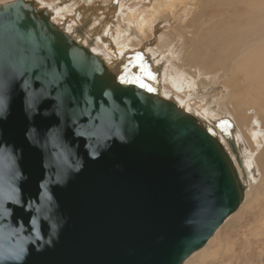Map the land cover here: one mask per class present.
Instances as JSON below:
<instances>
[{"label": "water", "instance_id": "water-1", "mask_svg": "<svg viewBox=\"0 0 264 264\" xmlns=\"http://www.w3.org/2000/svg\"><path fill=\"white\" fill-rule=\"evenodd\" d=\"M245 190L194 113L0 5V264H184Z\"/></svg>", "mask_w": 264, "mask_h": 264}, {"label": "rangeland", "instance_id": "rangeland-1", "mask_svg": "<svg viewBox=\"0 0 264 264\" xmlns=\"http://www.w3.org/2000/svg\"><path fill=\"white\" fill-rule=\"evenodd\" d=\"M12 1L14 0H0V5L10 3ZM31 1H33L34 5L38 9L45 10L46 4H56V8L59 6V9H61L63 12L65 19L60 20L56 15L53 17L54 22L56 23L57 27L61 29V27H59L61 23L72 21L76 31L75 33L73 31V33L75 34V39H77L79 42V40H83L84 35H87L86 30L89 29V26L92 24V22H94L96 12L100 11L105 6L107 7L109 3L114 0H95L92 4L86 3L84 0H77V4L75 3L76 7H86L87 11H93L92 16H90V18H88L86 21L87 24H85L86 22H83V24L81 20L78 22L73 21L75 18V11L74 6H72L70 3L69 4L71 6L68 5V7H66L63 3L60 6L59 0ZM123 1H127L124 5V12L130 8H135V5L142 7L148 3L150 7H153L152 9L156 11L154 14L155 19L149 16V25L156 28L155 32L153 33L157 35L162 34L165 35V37H167L166 35H169L167 38L172 44L162 45L159 43V41L153 42L150 39L148 41L147 39H145V41L141 39L139 42L137 39H139L141 35L139 34L140 36H138V33L134 29L130 30L129 27V35H131L127 38L125 37V39H129L132 43H134L133 45H135L137 42L136 45L140 44L139 47H141L138 53L135 54L136 59H129L127 61L123 60V63L116 67L119 69L118 72L117 70L113 72V68L109 69H111V71L115 74L117 72L118 75H120L118 78L122 81L143 82L148 86V88L151 87L150 89H152L154 92H157L159 95L161 93L163 98L173 100L183 110L194 113V115L197 117L198 115L199 117H202L200 118L202 122L215 133L224 149L226 148L225 153L235 166L238 177L241 179L245 189L247 190L251 188L250 176L253 177V181L254 179L256 180L255 185L252 187L250 196L246 198L247 201L245 199L242 200L239 208L233 213L234 215L232 214V216L221 225V228H219L217 233L214 234L211 241H208L209 243L206 245V247L199 250V252L194 255L192 259L188 260L186 264H264V177H262L264 174V142H262L260 137H255L254 144L251 138L252 132L248 130L250 126L251 128H254L252 116H259L258 118L261 119L260 121H263L262 126L264 127V91H261V95H258L257 91L252 90L253 88L249 85L247 78H245L244 81L245 76L242 77L240 73V80L233 76V71L238 69L239 64L235 69H232V65L225 64L222 71H219V73L215 72L214 67V62L217 64L219 61H224L226 58H228L229 64L233 61V58L237 52V48L232 49L231 53L229 56L227 55L226 58L224 57V54L229 52V46L238 45L239 38L241 39L243 45H260L256 49L253 48L251 53L259 54L264 51V0H246L245 2L248 4V7L246 8L247 12L243 18L240 16L241 13L244 12L243 8L239 10L233 9L232 11L225 13L224 17L216 16L215 18H209V16H212V13L211 11H207V15L209 16H202L200 18L197 16V14L199 11H202L201 7L204 5L205 0H193V2L188 0L187 4L184 6L181 5L180 1L178 4H176L174 2L175 0H170L174 3L175 7V10L172 11L167 9V7H164L165 3L162 2V0H152L154 2L152 4L150 0ZM235 6L237 5L233 4V8ZM231 15H237L239 17L236 19L231 17ZM183 16H186L185 20L182 19ZM195 16L198 17L199 20H197ZM222 19H226V22L221 23ZM230 20L232 21V26L227 29L230 26ZM114 22L115 23L113 26H115L117 22L120 23V18L118 17V19L114 20ZM215 23L216 29L211 32ZM161 26L163 31L160 30ZM229 31H231V33L236 36L232 39H226L227 32ZM215 34H217L218 37V39L213 42L217 45H212V50L215 52V60L213 62L210 61L214 68H212L210 71H207L203 67H200V69L203 70L201 71L199 68H195L196 66L193 68L189 67V69L193 72L192 75L186 71V68H183V66H187L185 62L189 59L194 60L195 58H199V60H202L204 63H206V60L203 59L204 57H198L199 55L194 53V50L196 46L199 47L198 43H200V37L204 36L201 38V40L205 39L209 41L211 40V36ZM218 34H221L222 39ZM175 40L177 42H174ZM89 42L90 43L87 46L90 50L93 45H97V41H93L92 39ZM147 42L150 44H147ZM152 45L155 48L151 47ZM156 45H161L163 49L161 46L157 47ZM200 47H202V45H200ZM147 49L149 50V53H147ZM141 52H145L146 54ZM128 56L132 57L134 55L130 54ZM203 56H205V53ZM172 63H175L178 68ZM155 64L156 66H154ZM163 65L166 68H168V65L171 66L174 73H182L184 78L190 80V82L187 80L189 85L188 83H185L186 87L184 89L186 91L183 89L185 92L183 91L181 94L178 93L181 96H176L178 94H175L176 92L173 88L171 89L169 86H165L163 84L162 80L164 79V73L162 70H160V66L162 68ZM149 66L150 68H148ZM196 70L200 71L195 74L194 71ZM212 70L213 72H211ZM208 73L210 74L208 75ZM148 79L152 80V82L154 81L155 84L151 85L147 81ZM165 79L168 78L166 77ZM233 79L237 80L233 81ZM158 82L159 85L156 84ZM161 89L162 91H160ZM249 92L250 95L245 97ZM175 97L178 99L176 100ZM183 97L185 99H183ZM257 99L261 100L258 102ZM260 104H262L263 110L258 111L256 108L258 106L261 107ZM245 110H248V112ZM240 112L242 115L244 114V116H246L244 119L240 116ZM242 120H246V124L251 122V124L249 123V126L246 124L244 126L243 124L244 129L247 130V135L251 139L250 142L245 136H243V126H241ZM226 135L231 138L235 150L231 147ZM257 157L258 159L260 158V162L255 163L253 159ZM247 158L251 161L247 162ZM252 170H254L257 174L253 175L249 173V171ZM261 172H263V174ZM240 174H242V176Z\"/></svg>", "mask_w": 264, "mask_h": 264}, {"label": "bare ground", "instance_id": "bare-ground-1", "mask_svg": "<svg viewBox=\"0 0 264 264\" xmlns=\"http://www.w3.org/2000/svg\"><path fill=\"white\" fill-rule=\"evenodd\" d=\"M40 1V0H39ZM86 3H89V4H92L95 0H84ZM141 1V0H140ZM151 1V4L154 3L152 0ZM180 1L181 5L184 6L187 4L188 0H175L174 2L176 4H178ZM193 2V0H191ZM246 0H205L204 1V5L201 7L202 11L198 12L197 16H199L200 18L202 16H209L207 15V11H211V15L212 16H209V18H215L216 16H219V17H224V14L227 13V12H230L232 11L233 9L235 10H239L241 8L244 9V12L241 13L240 16H242L241 18L245 17V14H246V8L248 7V4L245 2ZM48 2V1H47ZM77 2V0H59V5L61 6V4H65L66 7H68V5L72 4V6H74V11H75V18H74V22H78V21H82L83 22H86L88 18H90V16H92L93 14V11H87V8H83V7H76L75 6V3ZM127 1H123V0H114V1H111L109 3V5L106 7H101L102 9L98 12H96V9H95V17H94V22H92V24L89 26V29H87V35H84L83 37V40L81 39V41L79 40V42L81 43V45H84L85 47L87 45H89V41L92 39L93 41H97V45H93L92 48H91V51L94 52L95 54H97L101 59L102 61L105 62L106 66L109 68H113L114 70H112L113 72L119 69H117L116 67H118V65L122 64L123 63V60H129V59H136L135 58V54L138 53V51L140 50L141 47H139L140 44H137L135 43V45H133L134 43H132L129 39H125V37H129V31L131 29H134L137 33H138V36L139 39H137L138 41L143 39L145 41V39H147V41L150 39L152 40L153 42L155 41H159V43H161L162 45H169V44H172L169 39L167 37H169V35H166L167 37H165V35H157L153 32H155V27H152L151 25H149V16L153 17L155 19V12L152 8L153 7H150V5H148V3L145 5V6H142L140 7L139 5H135L136 7L133 9L130 8L129 10L127 11H123V9H125L124 5ZM162 2L165 3L164 7H167V9L169 10H175V7H174V3L171 2L170 0H162ZM42 3V2H41ZM46 3V2H45ZM70 3V4H69ZM145 3V2H144ZM156 3V2H155ZM77 4V3H76ZM81 4V3H80ZM101 4V3H100ZM161 4V3H160ZM233 4L237 5L233 8ZM56 5V4H55ZM55 5H49V4H46L45 6V10L49 13V15L51 16V21L56 25V23L54 22V19L53 17H55L56 15L58 16V18L60 20H63L65 19L64 15H63V12L61 11V9H59V6L56 8ZM71 6V5H70ZM84 6V5H83ZM63 7V6H62ZM124 7V8H123ZM97 8V7H96ZM90 9V8H89ZM92 9V8H91ZM64 10V8H63ZM69 10V9H68ZM153 10V11H152ZM65 11V10H64ZM68 12V11H67ZM71 12V11H70ZM73 13V12H72ZM159 13V12H157ZM156 13V14H157ZM161 13V12H160ZM182 13V12H181ZM69 14V13H68ZM239 14V13H238ZM175 15V14H174ZM180 15V14H179ZM187 15V14H186ZM195 15V14H194ZM222 15V16H220ZM68 16V15H67ZM193 16V15H191ZM118 17L120 18V23H116L115 26H113V24L115 23L114 20H117ZM167 17V16H166ZM165 17V18H166ZM231 17H234V18H238L239 16L235 15H231ZM163 18V17H162ZM195 18L197 20H199L198 17L195 16ZM194 18V19H195ZM182 19H186V16H183ZM69 20V19H68ZM77 20V21H75ZM166 20V19H165ZM172 20V19H171ZM183 20V21H184ZM226 19H222L221 23H225ZM65 21V20H64ZM159 21V20H158ZM169 22V21H167ZM231 23L230 26L227 28L229 29L231 26H232V21L230 20ZM60 23V22H59ZM165 23V22H164ZM84 24V23H83ZM87 24V22L85 23ZM121 24V25H120ZM163 24V23H161ZM160 24V25H161ZM179 24V23H178ZM81 25V24H80ZM155 25V24H154ZM171 26V25H170ZM194 26V25H193ZM228 26V25H226ZM59 27H61V30L64 31L65 33L69 34L70 36H72L73 38H75V29H74V26H73V22H69V21H66L65 23H61L59 25ZM115 27V28H114ZM129 27H130V30H129ZM166 27V25H165ZM169 27V26H168ZM190 27V25H189ZM114 28V29H113ZM191 28V27H190ZM113 29V30H112ZM216 29V23L213 27V29L211 30V32H213L214 30ZM160 30L163 31L162 29V26L160 28ZM74 31V33H73ZM133 31V30H132ZM157 32V31H156ZM140 34V35H139ZM147 34H148V37H147ZM74 35V36H73ZM137 35V34H136ZM185 35V34H184ZM187 35V34H186ZM208 35V34H207ZM219 37L222 39V36L221 34H218ZM81 36V35H80ZM133 36V35H132ZM131 36V37H132ZM236 35L232 34L231 31L227 32V35H226V39H232L234 38ZM187 37V36H186ZM204 37V36H202ZM200 37V40L198 43L199 44V47L200 45H202V47H198L196 46L195 50H194V53H196L197 55H199L198 57H204L203 59L206 60V63H204L202 60H199V58H195L194 60H191L189 59L188 61L185 62V64L187 65L186 67L183 66V68H186V71H188L189 73H191L193 75V72L189 69L190 68H199L200 67H203L205 70L207 71H210L212 68L215 67V72L219 73V71H222L223 69V66L225 64L227 65H232V69H235L237 68V65L239 64V67L236 71H233V76H235V78L239 79V76H240V73H241V76L244 77V81H245V78H247V81L249 83V85L253 88L252 90H255L258 92V95H261V91H264V51L262 53H251L253 48H258L260 45H253V44H249V45H243V43L241 42V39L239 38V42H238V45L237 46H229L228 47V51L229 52H226L224 54V57L226 58L227 55L229 56V54L231 53V50L234 49V48H237V52H236V55L234 56L233 58V61L229 64L228 63V58H226L224 61L221 60L219 61L217 64H215L214 62V67L212 66V63L210 61H214L215 60V52L212 50V45H217L216 43H213L215 40L218 39L217 37V34L215 35H212L211 36V40L207 41L205 39L201 40ZM207 37V36H206ZM161 38V39H160ZM166 38V39H165ZM179 38V37H178ZM182 38V36H181ZM189 38V36H188ZM176 39V37H175ZM77 40V39H76ZM171 40V39H170ZM78 41V40H77ZM140 42V41H139ZM170 42V43H169ZM174 42H177L176 40ZM173 42V43H174ZM180 42V41H178ZM144 43V42H143ZM149 42H147L148 44ZM142 44V43H141ZM150 44V43H149ZM158 44V43H157ZM175 44V43H174ZM197 44V43H196ZM197 44V45H198ZM155 45V44H153ZM151 46V47H154V46ZM157 46V45H156ZM161 46V45H160ZM159 45L157 47H160ZM144 47V46H143ZM156 47V48H157ZM198 47V48H197ZM155 48V47H154ZM161 48L163 49V47L161 46ZM143 49V48H142ZM153 49V48H152ZM159 49V48H158ZM147 53H149V50L147 49ZM146 52V51H145ZM145 52H141V53H145ZM193 52V51H192ZM205 53V56H203V54ZM130 54H133L134 56L130 57L128 55ZM146 54V53H145ZM144 54V55H145ZM139 55V54H138ZM250 55V56H248ZM114 57V58H113ZM185 59H188V58H185ZM159 63V62H158ZM174 64V66H176L175 63H172ZM117 65V66H116ZM156 66V64L154 65ZM158 66V65H157ZM173 67V66H172ZM178 68V66H176ZM150 68V66L148 67ZM147 68V69H148ZM158 68V67H157ZM111 70V69H110ZM141 70V69H140ZM139 70V71H140ZM160 70L163 71L164 73V79L162 80L163 81V84L165 86H169L171 89L173 88L175 90V94H178V93H182L186 87V84L185 83H188L186 78H184L183 74L182 73H174L172 71V68L171 66L168 65V68H166L164 65L160 66ZM193 70V69H192ZM201 71H203L202 69H200ZM198 70V71H200ZM177 71V70H176ZM179 71V70H178ZM198 71H194V73H198ZM232 71V70H231ZM116 72V75L119 77L120 75H118V73ZM167 74H166V73ZM213 72V70L211 71ZM149 73V72H148ZM158 73V72H157ZM210 73H208L209 75ZM155 75V74H153ZM197 76V75H196ZM154 77V76H153ZM156 77V76H155ZM168 78V79H165V78ZM161 78V77H160ZM172 78V79H171ZM171 79V80H170ZM237 79H233V81H236ZM156 80V79H155ZM151 85L152 84H155L154 81L152 82V80L148 79L147 80ZM161 81V83H162ZM190 82V80H188ZM157 82V81H155ZM157 85H159V82L156 83ZM235 84V83H234ZM156 85V86H157ZM189 85V83H188ZM153 87V86H152ZM159 87V86H158ZM151 88V87H150ZM184 89V90H183ZM166 90V88H165ZM162 91V89L160 90ZM168 91V90H167ZM186 91V90H185ZM184 91V92H185ZM172 92V91H170ZM166 93V92H165ZM172 94V93H171ZM170 94V95H171ZM165 95V94H164ZM174 95V94H173ZM250 95V92L248 94H246L245 97L249 96ZM160 96L162 97V94L160 93ZM176 96H181V95H176ZM165 97V96H164ZM224 97V96H222ZM170 98V97H169ZM174 98V97H173ZM176 98V97H175ZM178 98H176L177 100ZM183 99H185L183 97ZM189 99V98H188ZM175 100V101H176ZM182 100V99H181ZM258 102L261 100V99H257ZM179 102V101H178ZM186 103V102H185ZM184 104V102H183ZM189 104V103H188ZM219 104V103H218ZM258 104V103H257ZM263 104V103H262ZM261 105L258 106L256 109L258 111L260 110H263V106ZM248 105V104H246ZM250 105V104H249ZM182 106V105H181ZM186 107V106H185ZM256 107V105H255ZM249 108V107H248ZM243 109V108H242ZM246 109V108H245ZM228 110V109H227ZM249 110V109H248ZM248 110H245L246 112H248ZM201 113V112H200ZM260 114V113H259ZM198 115V114H197ZM262 115V114H261ZM236 116L238 117V115L236 114ZM240 116L244 119L246 116H244V114L242 115L241 112H240ZM259 116H252V119L254 121V128L251 126L249 127V131L252 132L251 134V138H252V142L254 143L255 141V137H260L262 139V142H264V127L262 126L263 124V121H260L261 119L258 118ZM198 118H202V117H199L198 115ZM235 118V117H234ZM251 119V118H250ZM252 121V122H253ZM246 120L243 121L242 120V124L241 126H245L246 124ZM249 123L251 124V122H248V125L249 126ZM214 125V124H213ZM240 125V124H239ZM244 126H243V136H245L249 142L251 141L250 137L247 135V130L244 129ZM222 130V129H221ZM239 131V130H238ZM219 132V131H218ZM240 132V131H239ZM236 137V136H235ZM237 138V137H236ZM225 142V141H224ZM228 144V143H227ZM255 144V143H254ZM222 145V144H221ZM225 146V145H224ZM228 146V145H227ZM252 146V145H251ZM256 146V145H255ZM229 147V146H228ZM253 147V146H252ZM226 149V148H225ZM229 149V148H228ZM260 149V148H259ZM254 150V149H253ZM256 151V150H255ZM251 156V154H250ZM251 158V157H250ZM248 159V158H247ZM252 159V158H251ZM254 162H260V158L258 159L255 158L253 159ZM246 161V160H245ZM251 160H247V162H249ZM262 162V161H261ZM253 165V164H251ZM246 167V166H245ZM261 168V167H260ZM250 169V168H249ZM262 170V169H260ZM247 171H248V168H247ZM249 173L251 174H257L255 173L254 170L252 171H249ZM263 174V172H261ZM242 176V174H240ZM264 175V174H263ZM262 175V177H264ZM250 176V175H249ZM241 180V179H240ZM262 181V180H261ZM264 181V180H263ZM255 182L256 180L254 179L253 181V177L250 176V183H251V188L250 189H247L245 192H244V196H243V199L246 200V198H248L251 194V190H252V187L253 185H255ZM259 184V183H258ZM242 199V200H243ZM247 201V200H246ZM234 215V214H233ZM232 216V214L227 217L225 219V221L227 219H229L230 217ZM224 221V222H225ZM221 228V226L219 227ZM218 228V229H219ZM218 231V230H217ZM216 231V233H217ZM216 236V235H215ZM212 238H210V241H211ZM209 241V242H210ZM207 242V244L209 243ZM206 244V245H207ZM206 245L203 247L205 248ZM201 248V249H203ZM200 249V250H201ZM199 252L198 251H195L185 262L184 264H186L188 262V260L192 259L194 257V255H196L197 253Z\"/></svg>", "mask_w": 264, "mask_h": 264}]
</instances>
